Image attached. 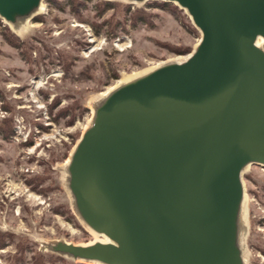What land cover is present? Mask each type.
<instances>
[{
  "label": "water",
  "instance_id": "1",
  "mask_svg": "<svg viewBox=\"0 0 264 264\" xmlns=\"http://www.w3.org/2000/svg\"><path fill=\"white\" fill-rule=\"evenodd\" d=\"M42 1L0 0V19L18 30ZM160 1L200 38L97 100L64 166L76 216L106 242L44 248L94 264H245L242 173L264 168V0Z\"/></svg>",
  "mask_w": 264,
  "mask_h": 264
},
{
  "label": "rangeland",
  "instance_id": "2",
  "mask_svg": "<svg viewBox=\"0 0 264 264\" xmlns=\"http://www.w3.org/2000/svg\"><path fill=\"white\" fill-rule=\"evenodd\" d=\"M76 1L81 4L72 9L67 0H43L42 10L18 30L0 19V124L9 118L11 126L8 139L0 128V234L11 237L0 247V264L19 244L23 264H33L37 253L52 256L53 264H94L44 248L56 240H94L73 210L65 161L103 92L125 77L185 57L200 38L173 3L171 11L153 0ZM102 1L114 4L102 8ZM6 34L16 38L15 45ZM180 48L187 51L177 53ZM242 181L244 261L264 264V168L249 165Z\"/></svg>",
  "mask_w": 264,
  "mask_h": 264
},
{
  "label": "trees",
  "instance_id": "3",
  "mask_svg": "<svg viewBox=\"0 0 264 264\" xmlns=\"http://www.w3.org/2000/svg\"><path fill=\"white\" fill-rule=\"evenodd\" d=\"M67 1L69 3L70 8H72V9L74 7L79 6L81 4V2L76 1V0H67ZM153 2H154V4H153L154 6L159 7L161 9H163V10H171L172 11V10L176 9V7L170 2H163V1H160V0H158V1L157 0H153ZM113 4H114V2L110 3L108 1H102L101 2V7L109 9V8H111L109 6H111ZM94 33L98 34L99 30L95 28ZM10 36L11 35L6 34L4 37H5L7 42H9V43H13L14 42V45H15L16 44V38H14V40H13V39L10 38ZM186 51L187 50L182 49V48L176 50L177 53H185ZM68 56H69L68 54H64L65 58H68ZM0 128H2L1 130L3 131L2 133L4 134L3 138L4 139H8L10 137V135H11V126H10L9 118H4L1 121ZM6 237H8V238H6ZM9 238H11L9 234L6 235V234H2L1 233L0 234V247H3V245L5 243L4 240L5 239L9 240ZM23 254H24L23 248H22L21 244H19L18 248H17V251L15 253L10 254V255L7 256L5 264H23V262H24ZM51 258H52V256H48V258L45 259L41 254L37 253V254H34V256H32L31 263H33V264H44L45 260H47L48 264H53L54 262L52 261Z\"/></svg>",
  "mask_w": 264,
  "mask_h": 264
},
{
  "label": "bare ground",
  "instance_id": "4",
  "mask_svg": "<svg viewBox=\"0 0 264 264\" xmlns=\"http://www.w3.org/2000/svg\"><path fill=\"white\" fill-rule=\"evenodd\" d=\"M42 10V5H41V7H40V9L37 11V13L39 12V11H41ZM28 21V20H27ZM26 21V22H27ZM184 59H186V56L185 57H183V58H181V59H179V60H174V61H176V62H180V61H182V60H184ZM168 62H170V61H168ZM166 63V62H165ZM163 64V63H162ZM159 65H161V64H158V65H156L155 67H153V68H150V69H148V70H145V71H142V72H140V73H136V74H133V75H131V76H128V77H125L124 79H122V80H120V81H118L117 82V84L115 85V86H117L118 84H120V83H122V82H124V81H127V80H129V79H132V78H134V77H136V76H139V75H141V74H144V73H146V72H148V71H150V70H152V69H154V68H156L157 66H159ZM115 86H112V87H109L105 92H103L100 96H99V98L97 99V100H99L100 98H102L107 92H109L112 88H114ZM96 100V101H97ZM67 164V160L65 161V165ZM64 165V166H65ZM244 202H245V200H244ZM241 238H242V233H243V230H244V205H243V210H242V215H241ZM84 225V224H83ZM85 226V225H84ZM86 227V226H85ZM87 228V227H86ZM88 229V228H87ZM89 230V229H88ZM93 233V232H92ZM93 235H94V240L93 241H100V242H106V240L103 238V237H100V236H98L97 234H95V233H93ZM92 241V242H93Z\"/></svg>",
  "mask_w": 264,
  "mask_h": 264
}]
</instances>
